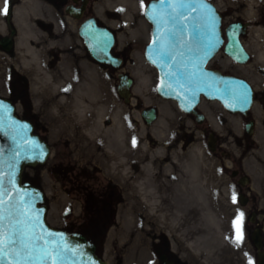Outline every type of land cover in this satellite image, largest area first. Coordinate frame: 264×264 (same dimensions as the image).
Wrapping results in <instances>:
<instances>
[{
    "label": "rangeland",
    "instance_id": "rangeland-1",
    "mask_svg": "<svg viewBox=\"0 0 264 264\" xmlns=\"http://www.w3.org/2000/svg\"><path fill=\"white\" fill-rule=\"evenodd\" d=\"M126 1L101 0L93 10L100 20L108 23L103 18L105 10L123 9L109 23L111 26L121 23L124 26L115 52L122 50L123 42L130 43L128 58L133 59V65L123 68L135 82L130 105H125L116 93L117 75L122 71L114 73L94 67L88 61L72 21H69L67 31L61 33L62 38L59 34L47 35L38 31V40H30V45L26 42L29 41L27 34V37L22 35L21 42L10 53L0 50V97L8 98L11 95L13 76L22 79L24 85L17 89L25 91L22 93L24 99L17 101L16 114L36 124L31 114L32 109L36 110L38 119L46 126L44 132H47L52 153L62 149V144L68 143L65 139H69L75 157L78 153L91 158L88 165L98 167L97 173H91L95 192L97 183L110 187V194L105 199L113 217L106 215L102 234L99 235L97 231L102 228L100 224L92 228L81 224L78 215L82 202L79 199L70 210L71 223L63 219L67 199L59 191L57 183L53 186L56 189L54 195L46 198L47 223L56 229L82 231L90 235V239L98 240V256L107 264H146L154 257V240L159 237L166 238L176 252L178 242L186 248L190 247L194 230L203 231L205 236L220 241L219 237L225 234V230L233 226L223 221L210 198L209 186L205 181L206 169L201 166L204 161L203 150L199 144L189 143L192 130L190 119L176 108L175 103L161 100L156 95L157 74L143 60V49L150 32L143 17L146 1L130 0L128 6L121 4ZM209 1L222 13L224 26L235 22L247 25L248 30L242 41L252 54V60L250 65L232 68L233 72L247 76L253 74L252 68L259 64L264 68V62L257 63V54L261 49L264 50V24L257 26L249 23L245 16L235 15L228 9L226 0ZM257 27L261 31L252 32V28ZM56 36L61 38L54 46L61 49L60 60L48 69V52L54 45H51L50 40ZM38 41L42 42L38 44ZM226 62L220 53L212 65L228 70ZM57 91L67 97L62 103L56 101L60 97ZM41 96L44 101L33 108L32 105ZM151 105L157 108L158 117L154 124L146 126L140 112ZM215 105H206V108ZM107 120L110 121L108 125L105 123ZM113 128L116 130L112 132ZM105 130H110V134L104 136L102 132ZM123 149L127 155L124 163L126 168L127 164L135 163L137 166L142 163L147 173L157 180L156 186L145 190V203H140L138 194L130 192L120 180L112 178L107 166L99 162V155L108 154L107 150H113L114 157L120 158ZM117 162L122 166L118 160L111 159L107 163ZM137 170L139 168L135 167L134 171ZM22 178L24 182H34L45 194L52 191L46 165L36 169L27 168ZM111 185L116 191L111 189ZM133 203L142 204L141 215L129 209ZM187 252L189 254L190 251L187 249Z\"/></svg>",
    "mask_w": 264,
    "mask_h": 264
},
{
    "label": "flooded vegetation",
    "instance_id": "flooded-vegetation-1",
    "mask_svg": "<svg viewBox=\"0 0 264 264\" xmlns=\"http://www.w3.org/2000/svg\"><path fill=\"white\" fill-rule=\"evenodd\" d=\"M99 1L101 0H9V14L0 15V50L4 53H10L21 42L22 35L27 37V34L29 41L26 42L30 45V40L34 41L37 39L38 31L41 34L47 33V35L59 34L62 38L61 33L67 31L69 21H72L75 24L77 36L86 52L88 61L98 70L104 69L116 73L118 70L110 66L102 68L100 64L93 61L86 51L82 38L79 36L80 26L85 21L93 19L97 26L107 28L114 36V46L111 53L114 57L121 59L119 71H122L117 75V81L120 74H126L132 79L130 102L126 104L123 99H120L125 105H130L133 99L132 89L135 82L132 76L123 71V68L127 65H133V59L128 58L130 43L123 42L122 50L115 52L117 44L120 43V35L124 26L122 23L119 26H111L109 23L110 19L116 18L119 13L123 12V9L120 7L110 11L105 10L103 18L107 19L108 23H104L93 10ZM140 1L142 3L146 1V8L147 4L154 0ZM4 6L5 0H0V9H3ZM145 8L143 11L144 18ZM145 20L150 27V32L147 31L149 39L143 49V60L157 74L156 69L144 57V50L150 41L152 33V26L146 18ZM131 27L133 28V26ZM59 36L50 40L51 45H54L50 47L48 52L49 58L46 62L48 69L57 65L60 60L59 50L61 49L54 47L57 44V40H61ZM41 42L38 41V44ZM227 44L228 41L224 34L221 50L208 61L205 68L207 70H217L225 76L238 78L248 83L253 91V100L245 112H231L218 101L207 100L200 96V100L194 108V113L186 114L179 108L177 102L163 99L157 94V90L155 91L159 99L175 103L176 108L190 119L192 130L189 135V143L199 144L203 150L204 161L201 166L206 169L205 181L209 186L210 198L223 221L230 223L233 228L226 229L225 234L219 237L220 241L205 236L203 231L197 232L194 230L195 233L191 237L190 247L186 248L187 246L178 242L176 243V252L166 238L159 237L154 240V257L148 260L146 264H264V68L257 65V67L252 68L253 70L251 69L254 73L247 76L234 73L232 68L250 65L252 54L246 49L242 41V46L247 51L249 59L246 64H240L225 53L224 48ZM8 46L10 47L9 51L5 50V47ZM220 53L227 60L228 70H222L212 65L216 56ZM20 85L23 86L24 81L17 76H13L11 95L5 98L12 102L15 110L17 101L24 99L22 93L24 94L25 91L17 89ZM65 85L67 86V83ZM57 93L59 94L58 91ZM44 97L49 99L47 96ZM34 98L37 99V97ZM40 101H44L42 96L34 102L32 107L35 108L40 105ZM211 104H216V107L206 108V105ZM150 109L156 112V119L152 124L156 122L158 117V111L155 106L151 105L141 109L140 117L146 126H151L152 124H146L142 117V112ZM31 114L33 119H36V124L25 118L18 117L30 122L33 125L34 134L50 148V154L43 165H46V173L51 177L50 186L52 191L45 194V204L47 196H53L54 192H56L53 186L54 183H57L59 191L67 199V207L63 219L71 223L72 215L70 210L74 206L73 203L79 199L82 202L80 214L78 215L82 222L81 224L86 228H92L95 224H100L102 228L97 229V231H99V235L102 234L103 224L107 221L106 215L113 217L112 211L107 208L109 206L106 205L107 200L105 199V196L108 197L110 194L109 185L101 182L97 183V191L95 192L93 186L94 178L91 173H97L98 167L88 165L89 162L91 163V158L83 157L78 153L75 154V157L69 139H65L68 143L62 144V149L55 150L53 154L52 146L47 139V132H44L46 126L43 125V121L38 119L36 110L32 109ZM105 123L108 125L110 121L107 120ZM123 147L126 149L125 144H123ZM124 149L121 155L126 153ZM98 150L99 148H97ZM100 155L104 158L103 161L99 159V162L104 163L106 166L113 164L107 163L110 159H107L106 154ZM121 158V156L117 158L122 164V166L120 165L121 167L118 162L116 163L117 165L113 164L118 170H122L125 167L124 163H126L127 155L124 161ZM38 167L40 166L31 167L30 169ZM26 170L27 168L24 169L23 174ZM29 183L36 186L34 182ZM111 189L116 191L112 185ZM67 232H76L87 237V240L95 245L96 254L98 255V240L90 239L89 237L91 236L82 231ZM187 249L190 251L189 254Z\"/></svg>",
    "mask_w": 264,
    "mask_h": 264
},
{
    "label": "water",
    "instance_id": "water-1",
    "mask_svg": "<svg viewBox=\"0 0 264 264\" xmlns=\"http://www.w3.org/2000/svg\"><path fill=\"white\" fill-rule=\"evenodd\" d=\"M144 15L152 26L151 41L144 50V57L158 73L156 90L161 98L177 102L186 114L194 113L200 96L218 101L231 112H245L249 108L253 91L247 82L205 68L224 42L222 15L211 2L155 0L147 5ZM246 27L237 22L225 29L228 44L224 51L240 64L249 59L239 40L245 35ZM79 36L97 64L116 70L121 67V59L111 53L114 36L110 30L89 19L80 26ZM162 46L174 58L167 63L160 54ZM5 50L9 51L10 47ZM118 81L117 95L127 104L132 79L120 74ZM142 117L150 125L156 119V112L144 110ZM49 154L50 148L34 134L33 125L16 116L11 101L0 98V200L3 201L0 234L7 239L23 229L35 241L34 259L25 260L17 244L6 247L0 264H106L87 237L49 226L43 191L30 183H22L24 169L43 165ZM17 252H20L19 260Z\"/></svg>",
    "mask_w": 264,
    "mask_h": 264
},
{
    "label": "bare ground",
    "instance_id": "bare-ground-1",
    "mask_svg": "<svg viewBox=\"0 0 264 264\" xmlns=\"http://www.w3.org/2000/svg\"><path fill=\"white\" fill-rule=\"evenodd\" d=\"M121 2H124V0H121ZM226 2L228 5V9H230L235 15L239 14L245 16L246 18L249 19V23L255 24L257 26L264 24V0H226ZM121 4L128 6L130 4V0H127L125 3H121ZM259 31H261L260 27L252 28V32L258 33ZM257 55H258L257 63L264 62V50L261 49V51ZM58 96L60 97L57 99L58 101L57 103H62L67 98L62 94H59ZM55 107L56 106L54 105V108ZM114 130H116V128L111 129L112 132ZM102 134L104 135L110 134V130L104 131L102 132ZM106 152L108 153L105 155L107 159L109 158L110 160L111 159L117 160V158L114 157L113 155L114 154L113 150L111 151L107 150ZM124 154L121 155L122 161H124L126 158V155ZM103 158H104L103 156L99 155L100 161H103ZM135 167H138L139 170L134 171ZM107 169L109 171V174L112 177H114L116 180H120L124 184L123 186L126 189L130 190V192H134L138 194L140 203L141 201H144V203L146 202L144 195L145 190L147 188H153L157 184V180L154 179L149 173H147L142 163L138 164L137 166L135 165V163H131L129 165L127 164V168L123 167L122 170H118L112 164V165H108ZM128 196L130 195L128 194ZM141 207L142 204L136 205L133 203L132 206L129 207V209H131L132 212L135 211L136 213L141 215L140 211L143 208Z\"/></svg>",
    "mask_w": 264,
    "mask_h": 264
},
{
    "label": "snow or ice",
    "instance_id": "snow-or-ice-1",
    "mask_svg": "<svg viewBox=\"0 0 264 264\" xmlns=\"http://www.w3.org/2000/svg\"><path fill=\"white\" fill-rule=\"evenodd\" d=\"M9 0H5V6L3 9H0V15H8L9 14ZM175 35V33H173ZM197 38H199L197 36ZM161 57L164 59V61L167 63L168 60L174 59L169 52L165 49L164 46L160 49ZM133 144H135V140H133ZM3 201L0 200V204H2ZM18 223H22V221H18ZM35 241L28 235L26 231L23 229H20L19 231H16L14 235L9 236L7 239L3 238V234H0V256L5 254L6 247L9 246H15L19 245L20 249L24 253V259L25 260H31L34 259L32 252H33V245ZM47 254V250L45 249V255ZM17 258L19 260L20 258V252L16 253Z\"/></svg>",
    "mask_w": 264,
    "mask_h": 264
}]
</instances>
